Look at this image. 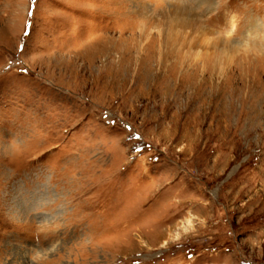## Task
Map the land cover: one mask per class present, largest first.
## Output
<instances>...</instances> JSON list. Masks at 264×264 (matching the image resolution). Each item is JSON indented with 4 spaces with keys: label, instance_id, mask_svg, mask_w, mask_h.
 Returning <instances> with one entry per match:
<instances>
[{
    "label": "rangeland",
    "instance_id": "374dc122",
    "mask_svg": "<svg viewBox=\"0 0 264 264\" xmlns=\"http://www.w3.org/2000/svg\"><path fill=\"white\" fill-rule=\"evenodd\" d=\"M0 264H264V0H0Z\"/></svg>",
    "mask_w": 264,
    "mask_h": 264
}]
</instances>
